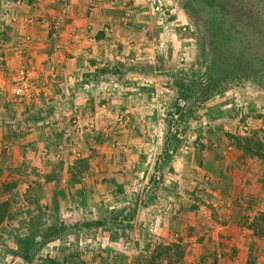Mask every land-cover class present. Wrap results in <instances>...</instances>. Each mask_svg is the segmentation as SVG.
<instances>
[{
	"label": "crops",
	"instance_id": "obj_1",
	"mask_svg": "<svg viewBox=\"0 0 264 264\" xmlns=\"http://www.w3.org/2000/svg\"><path fill=\"white\" fill-rule=\"evenodd\" d=\"M145 1L0 0V264H123L161 243L182 244L172 264L264 257V158L230 136L264 134V115L172 148L177 79L143 47Z\"/></svg>",
	"mask_w": 264,
	"mask_h": 264
},
{
	"label": "rangeland",
	"instance_id": "obj_2",
	"mask_svg": "<svg viewBox=\"0 0 264 264\" xmlns=\"http://www.w3.org/2000/svg\"><path fill=\"white\" fill-rule=\"evenodd\" d=\"M144 9L151 33L143 35V47L157 45L154 49H160L167 73L177 79L176 91L182 92L167 111L172 148L200 144L199 137L224 115L243 113L242 120L264 115V0H146ZM209 78L212 84L208 86ZM252 133L238 131L230 136L235 142H244L246 137L264 142L263 131ZM148 185H138L133 191L143 195L159 191ZM258 221L264 246V212ZM177 245L182 248L180 243L158 244L149 255L125 247L122 261L172 264L181 251ZM131 250L135 256L129 260ZM248 264H264V257Z\"/></svg>",
	"mask_w": 264,
	"mask_h": 264
},
{
	"label": "built area",
	"instance_id": "obj_3",
	"mask_svg": "<svg viewBox=\"0 0 264 264\" xmlns=\"http://www.w3.org/2000/svg\"><path fill=\"white\" fill-rule=\"evenodd\" d=\"M13 83V92L18 97L31 95L35 88V83L32 81L27 68H21L16 72V74L14 75ZM241 130L245 133L250 132L251 127L249 123H242Z\"/></svg>",
	"mask_w": 264,
	"mask_h": 264
},
{
	"label": "trees",
	"instance_id": "obj_4",
	"mask_svg": "<svg viewBox=\"0 0 264 264\" xmlns=\"http://www.w3.org/2000/svg\"><path fill=\"white\" fill-rule=\"evenodd\" d=\"M179 84L181 85V87L184 86V83H182V82L181 83L179 82ZM207 84H208V86L212 84V78L211 79L209 78ZM179 95L182 96V92H179ZM176 106H177L178 109L181 108L180 103H179V99L176 101ZM238 145H242L246 149L254 151L258 155H260V156H262L264 158V142H262V141L254 140L252 138L251 139L249 138V139H246L244 142L238 141ZM7 208H8L7 203H5V202L0 203V222H2L4 220L5 212L7 211ZM258 218L256 220H258ZM259 232H261L260 229H259ZM177 247H179L181 249V251L179 252L180 253L179 257L177 258V260H180V258L183 256V252L184 251H182L183 249L179 245H177ZM211 264H216V263H211Z\"/></svg>",
	"mask_w": 264,
	"mask_h": 264
}]
</instances>
